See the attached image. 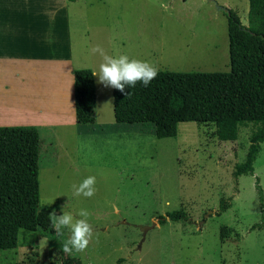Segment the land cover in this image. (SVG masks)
<instances>
[{
	"label": "rangeland",
	"instance_id": "374dc122",
	"mask_svg": "<svg viewBox=\"0 0 264 264\" xmlns=\"http://www.w3.org/2000/svg\"><path fill=\"white\" fill-rule=\"evenodd\" d=\"M78 2L80 18L95 24L91 33L101 26L106 36L111 23L119 37L129 36L125 55L157 70L229 71L227 9L247 23L248 0ZM106 91L99 83L95 124L59 128L66 147L45 142L41 131L39 228L19 229L16 247L0 249V264H264V142L253 175L232 174L252 125L221 141L213 124L184 121L176 136L157 138L151 123H116ZM88 176L95 177L94 195H74ZM221 199L228 207L217 214ZM79 209L89 213L91 237L83 251L66 252L69 233H56L53 214L80 219ZM174 209L187 219L159 222ZM137 225L151 227L142 232Z\"/></svg>",
	"mask_w": 264,
	"mask_h": 264
},
{
	"label": "trees",
	"instance_id": "16d2710c",
	"mask_svg": "<svg viewBox=\"0 0 264 264\" xmlns=\"http://www.w3.org/2000/svg\"><path fill=\"white\" fill-rule=\"evenodd\" d=\"M227 33L229 71L157 70L147 87L137 81L125 88L126 95L112 88V110L116 123H151L157 138L174 137L178 123L194 121L213 124L218 140H235L239 127L250 123L244 160L232 172L237 178L253 175V162L264 142V0H248L246 25L227 9ZM91 73L89 68L73 72L78 124L96 119ZM38 144L39 133L33 125L0 126V249L16 247L19 229L39 228ZM254 183L262 202L257 177ZM227 207L221 199L216 213ZM159 217L164 223L187 219V214L174 209Z\"/></svg>",
	"mask_w": 264,
	"mask_h": 264
},
{
	"label": "crops",
	"instance_id": "0c3cea01",
	"mask_svg": "<svg viewBox=\"0 0 264 264\" xmlns=\"http://www.w3.org/2000/svg\"><path fill=\"white\" fill-rule=\"evenodd\" d=\"M78 1L0 0V126L33 125L39 137L45 132V142L55 139L65 146L59 128L78 132L97 122L95 76V122L75 121L73 72L93 71L103 55H125L129 36L119 37L111 23L106 36L99 34L101 26L91 33L95 24L80 18ZM106 88L109 109L112 87Z\"/></svg>",
	"mask_w": 264,
	"mask_h": 264
},
{
	"label": "clouds",
	"instance_id": "9594fccd",
	"mask_svg": "<svg viewBox=\"0 0 264 264\" xmlns=\"http://www.w3.org/2000/svg\"><path fill=\"white\" fill-rule=\"evenodd\" d=\"M95 50V49H94ZM96 77L97 82L103 86L112 87L119 90L124 95L129 94L125 88L134 87L137 81L144 87H147L151 80L157 75V69L149 63L130 59L127 55L117 57L103 55L102 62L91 73ZM95 177L88 176L74 186L73 194L76 196L92 197L95 192ZM54 229L57 234H61L62 229H67L69 235L63 244V250L66 252L83 251L91 237V229L87 223L88 211L79 209L76 219L72 213L61 212L55 215Z\"/></svg>",
	"mask_w": 264,
	"mask_h": 264
},
{
	"label": "water",
	"instance_id": "95a60500",
	"mask_svg": "<svg viewBox=\"0 0 264 264\" xmlns=\"http://www.w3.org/2000/svg\"><path fill=\"white\" fill-rule=\"evenodd\" d=\"M138 228H140V230H142V232H145L146 229H148L151 226H143V225H137Z\"/></svg>",
	"mask_w": 264,
	"mask_h": 264
}]
</instances>
